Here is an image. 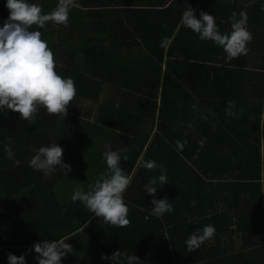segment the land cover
<instances>
[{
  "label": "trees",
  "instance_id": "obj_1",
  "mask_svg": "<svg viewBox=\"0 0 264 264\" xmlns=\"http://www.w3.org/2000/svg\"><path fill=\"white\" fill-rule=\"evenodd\" d=\"M6 2L0 0V12L8 18ZM28 2L48 14L58 0ZM76 3L69 27L49 23L31 29L47 41L57 74L74 81L77 95L67 116L41 107L30 123L19 113L0 112V264H8L10 253L37 264L29 251L34 243L62 238L73 253L61 264H111L101 256L111 258L118 250L142 264H264V0ZM188 5L197 19L201 11L213 15L222 34L232 31L233 12H246L253 34L248 54L229 62L221 47L201 41L181 23ZM133 51L141 54L126 55ZM82 99L99 104L95 121L76 114ZM228 101H235L233 116L226 114ZM75 132L85 150H95L91 160L71 139ZM113 135L119 139L120 167L132 178L123 197L131 223L123 228L101 222L71 197L63 203L57 190L66 177L73 194L106 176V161L84 139ZM9 140L13 159L5 152ZM53 143L72 170L84 160L90 169L96 163L94 173L82 180L57 171L46 179L33 170V149ZM149 160L163 164L168 178V184H157L155 197L145 185L160 171L142 166ZM154 198H167L173 213L154 216ZM206 225L215 228L213 240L189 253L185 241ZM232 225L240 234L235 252L220 237L234 234ZM234 247L231 241L229 249Z\"/></svg>",
  "mask_w": 264,
  "mask_h": 264
},
{
  "label": "clouds",
  "instance_id": "obj_2",
  "mask_svg": "<svg viewBox=\"0 0 264 264\" xmlns=\"http://www.w3.org/2000/svg\"><path fill=\"white\" fill-rule=\"evenodd\" d=\"M5 6L9 10V16L3 27H0V112L19 113L21 120L30 123H34L41 107L49 115L67 116L71 102L77 95L74 81L57 74L54 55L47 41L42 39L41 31L31 29L33 26L46 29L49 23L69 27V14L72 8L78 6L76 0H58L56 7L48 14H43L41 6L29 3L28 0H7ZM194 13L195 9L191 5L184 9L181 18L183 26L197 34L201 41H212L221 47L227 61L248 54V44L252 42L253 34L247 27L246 12L232 13L229 18L232 29L230 34L220 32L213 15L201 11L200 18L197 19ZM234 106L235 101H228L227 115H235L230 110ZM107 147L109 150L103 153L107 175L99 177L87 191L77 187L71 199L73 202L83 203L101 222L123 228L131 223L128 218L129 208L123 197L132 178L120 167V151L111 150V145ZM33 151L35 155L29 166L35 171L43 172L46 179L57 171L62 174L72 171L71 166L63 161V149L56 143ZM5 152L8 159H13L11 140L5 145ZM14 163L19 166L20 161L15 160ZM142 166L150 171L159 168L160 175L150 178L145 185L146 193L155 197L157 184H168L166 169L163 164H157L154 160L143 162ZM151 203L152 214L157 218L174 211L167 198H154ZM214 235L215 228L212 225H206L202 234L201 230L194 231L185 241L187 251L195 252L206 241L213 239ZM66 239L43 240L34 243L29 251L35 252L37 264H61L64 257L73 253L72 245L66 243ZM101 259H110L111 264H142L139 257L129 255L126 250L114 252L111 258L101 256ZM8 264H26L25 255L17 257L10 253Z\"/></svg>",
  "mask_w": 264,
  "mask_h": 264
},
{
  "label": "crops",
  "instance_id": "obj_3",
  "mask_svg": "<svg viewBox=\"0 0 264 264\" xmlns=\"http://www.w3.org/2000/svg\"><path fill=\"white\" fill-rule=\"evenodd\" d=\"M83 100H86V99H82L80 102H79V104H78V106H77V108H78V110L76 111V114H78V117L79 118H81V119H90L91 121H95V119H96V116H97V114H98V109H96V113H95V115H92V117L93 118H88L87 117V115L88 116H91V115H89L88 113H87V111H86V104H87V102H91V103H95L94 101H92V100H87V102L85 103ZM96 104V103H95ZM94 104V105H95ZM93 113H94V110H93ZM65 116H62L61 118H64ZM192 133H194L196 136L198 135V134H201V130H199L198 131V128L197 129H195V130H193V132ZM151 137H152V135H151ZM108 139H106V138H103V136H95V137H93V138H86V139H84V141H86L87 143H94L95 145H96V153H97V157H99V158H102L103 160H104V157H103V153L105 152V151H108L109 149H108V145H111V150H113V151H119V149H118V137H116V136H112V137H110V136H108L107 137ZM71 139L73 140V141H75L76 143H77V145L78 146H80V151L81 152H83V155L85 154V149H84V146H82L83 144H82V142H81V140H80V135H79V133L78 132H75L73 135L71 134ZM89 140V141H88ZM86 148V147H85ZM88 149H86V151H87ZM90 151L91 152H93V151H95V150H91L90 149ZM88 153V152H87ZM120 154H121V151H120ZM93 157H95V160H97V158H96V156L94 155ZM62 158H66V155L63 153V157ZM85 158H87V157H85L84 156V159ZM94 160V161H95ZM83 161L84 160H82L80 163H83ZM79 163V164H80ZM79 164L76 166V167H78L79 166ZM139 165H141L140 164V162L137 164V166H139ZM192 217H190V219H191ZM198 219V217H196L195 218V220H197ZM193 220V219H192ZM231 229H232V231H234L235 232V229H237L236 228V225H232L231 226ZM239 235L240 234H236V232L233 234V233H231V232H226V233H222V234H220V237H221V243H222V246L223 247H225L226 248V250H229L230 252L231 251H236L238 248H239ZM211 240H213V239H211ZM231 241H234V243H235V247H234V249L232 248V249H229V246H230V244H231Z\"/></svg>",
  "mask_w": 264,
  "mask_h": 264
},
{
  "label": "rangeland",
  "instance_id": "obj_4",
  "mask_svg": "<svg viewBox=\"0 0 264 264\" xmlns=\"http://www.w3.org/2000/svg\"><path fill=\"white\" fill-rule=\"evenodd\" d=\"M6 16L4 15V13L0 12V27H3V23L4 21L6 20ZM137 54H141V51H133L131 53H126V55L128 56H132V55H137ZM85 103L87 102V100H83ZM95 103H91V102H87L86 104V111L89 115L91 116H88V118H93L92 115H95L96 113V109H98L99 107V104H95ZM93 110H94V113H93ZM36 118V117H35ZM88 152V153H87ZM85 157H87V159L89 158V160H91V153L89 150H85V154H84ZM63 161H66V158H63ZM90 164V163H89ZM94 168H96V163L94 164ZM90 169L89 165L88 167L84 164V161L83 163H80L78 167H76V169L72 170L71 173L73 174V177L72 179L78 177V178H81L82 180H85L88 178V175L89 173L91 172L92 174L94 173V170L95 169ZM57 190H58V194L60 195V199L61 201L64 203V202H68L69 201V198L71 197V190H70V183H69V178L66 177V178H63L61 179V181L59 182L58 186H57Z\"/></svg>",
  "mask_w": 264,
  "mask_h": 264
}]
</instances>
